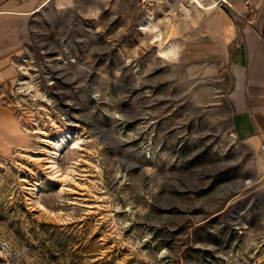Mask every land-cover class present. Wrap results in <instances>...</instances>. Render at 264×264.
<instances>
[{
	"label": "rangeland",
	"instance_id": "374dc122",
	"mask_svg": "<svg viewBox=\"0 0 264 264\" xmlns=\"http://www.w3.org/2000/svg\"><path fill=\"white\" fill-rule=\"evenodd\" d=\"M198 1L37 13L0 85V264H264V155L232 130L234 77L179 53Z\"/></svg>",
	"mask_w": 264,
	"mask_h": 264
},
{
	"label": "crops",
	"instance_id": "0c3cea01",
	"mask_svg": "<svg viewBox=\"0 0 264 264\" xmlns=\"http://www.w3.org/2000/svg\"><path fill=\"white\" fill-rule=\"evenodd\" d=\"M72 1L0 0V85L14 83L18 61L35 37L37 13L46 6L68 7ZM217 1L204 5L197 32L184 41L179 53L191 62H219L230 70L232 130L238 140L264 155V0ZM231 12L240 15L239 20H233ZM170 50L175 56L177 47ZM6 117L0 106V124L13 131Z\"/></svg>",
	"mask_w": 264,
	"mask_h": 264
},
{
	"label": "built area",
	"instance_id": "2783aa9c",
	"mask_svg": "<svg viewBox=\"0 0 264 264\" xmlns=\"http://www.w3.org/2000/svg\"><path fill=\"white\" fill-rule=\"evenodd\" d=\"M150 0H139V4L143 6V4L148 3ZM217 4H226L225 0H218Z\"/></svg>",
	"mask_w": 264,
	"mask_h": 264
},
{
	"label": "bare ground",
	"instance_id": "6f19581e",
	"mask_svg": "<svg viewBox=\"0 0 264 264\" xmlns=\"http://www.w3.org/2000/svg\"><path fill=\"white\" fill-rule=\"evenodd\" d=\"M195 1H197L198 3H200L198 0H195ZM184 8V7H183ZM185 10H187L186 8H184Z\"/></svg>",
	"mask_w": 264,
	"mask_h": 264
}]
</instances>
